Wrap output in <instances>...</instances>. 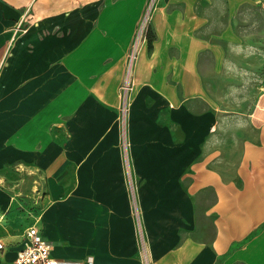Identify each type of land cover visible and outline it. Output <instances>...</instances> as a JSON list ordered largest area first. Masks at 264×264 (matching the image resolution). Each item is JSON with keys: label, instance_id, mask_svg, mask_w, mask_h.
Segmentation results:
<instances>
[{"label": "crops", "instance_id": "0c3cea01", "mask_svg": "<svg viewBox=\"0 0 264 264\" xmlns=\"http://www.w3.org/2000/svg\"><path fill=\"white\" fill-rule=\"evenodd\" d=\"M149 2L0 0V263L36 222L65 261L264 264V91L221 107L230 18L214 29L213 0H155L123 110Z\"/></svg>", "mask_w": 264, "mask_h": 264}, {"label": "rangeland", "instance_id": "374dc122", "mask_svg": "<svg viewBox=\"0 0 264 264\" xmlns=\"http://www.w3.org/2000/svg\"><path fill=\"white\" fill-rule=\"evenodd\" d=\"M154 2L150 0L142 14L146 10L151 14ZM207 10L214 16V29L227 21L225 0H213ZM229 15L235 35L225 46V66L221 72L213 74L209 85L213 86L221 107L248 111L253 99L264 91V0H247ZM33 21L20 20L15 25L17 33H23ZM150 32L151 21L147 38ZM201 228L209 235L210 218L201 222Z\"/></svg>", "mask_w": 264, "mask_h": 264}, {"label": "built area", "instance_id": "2783aa9c", "mask_svg": "<svg viewBox=\"0 0 264 264\" xmlns=\"http://www.w3.org/2000/svg\"><path fill=\"white\" fill-rule=\"evenodd\" d=\"M151 14L146 10L136 26L133 40L131 42L128 56L127 68L124 80L119 88L120 103L119 106L126 110L128 104V93L133 85V65L137 55L147 39V31ZM3 244L0 242V248ZM51 242L46 240L39 231V228L34 222L25 228L23 234V244L17 250L15 257L11 261L1 262L0 264H91V260L84 262L65 261L54 257L51 254Z\"/></svg>", "mask_w": 264, "mask_h": 264}]
</instances>
